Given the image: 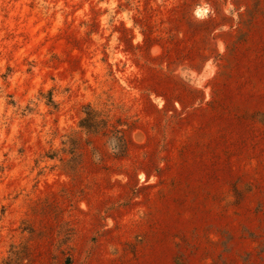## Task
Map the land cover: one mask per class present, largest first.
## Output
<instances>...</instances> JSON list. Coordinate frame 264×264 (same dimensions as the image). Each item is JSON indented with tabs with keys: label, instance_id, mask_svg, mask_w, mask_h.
Returning a JSON list of instances; mask_svg holds the SVG:
<instances>
[{
	"label": "rangeland",
	"instance_id": "rangeland-1",
	"mask_svg": "<svg viewBox=\"0 0 264 264\" xmlns=\"http://www.w3.org/2000/svg\"><path fill=\"white\" fill-rule=\"evenodd\" d=\"M0 264H264V0H0Z\"/></svg>",
	"mask_w": 264,
	"mask_h": 264
},
{
	"label": "crops",
	"instance_id": "crops-1",
	"mask_svg": "<svg viewBox=\"0 0 264 264\" xmlns=\"http://www.w3.org/2000/svg\"><path fill=\"white\" fill-rule=\"evenodd\" d=\"M230 28H232V30L234 29V23L231 25V27Z\"/></svg>",
	"mask_w": 264,
	"mask_h": 264
}]
</instances>
